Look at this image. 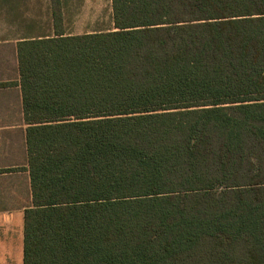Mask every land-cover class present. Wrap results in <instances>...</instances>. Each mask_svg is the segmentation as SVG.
<instances>
[{"label": "trees", "instance_id": "obj_1", "mask_svg": "<svg viewBox=\"0 0 264 264\" xmlns=\"http://www.w3.org/2000/svg\"><path fill=\"white\" fill-rule=\"evenodd\" d=\"M17 44L23 264H264V0H111Z\"/></svg>", "mask_w": 264, "mask_h": 264}, {"label": "crops", "instance_id": "obj_2", "mask_svg": "<svg viewBox=\"0 0 264 264\" xmlns=\"http://www.w3.org/2000/svg\"><path fill=\"white\" fill-rule=\"evenodd\" d=\"M24 4L21 0H4L3 9L15 13ZM7 27L0 24L3 32ZM19 40L0 34V264H23L24 215L32 205L26 143L28 123L22 92L16 85L20 80Z\"/></svg>", "mask_w": 264, "mask_h": 264}, {"label": "rangeland", "instance_id": "obj_3", "mask_svg": "<svg viewBox=\"0 0 264 264\" xmlns=\"http://www.w3.org/2000/svg\"><path fill=\"white\" fill-rule=\"evenodd\" d=\"M20 2V0H17ZM24 7L16 9L15 13H8L3 9L4 0H0V24L8 27L5 32L0 28V34L12 38H20L28 31V25L35 29H42L51 33L52 22L50 14V0H21ZM65 13V27L74 34L108 30L113 27L111 0H63ZM19 4V3H18ZM25 10V11H23Z\"/></svg>", "mask_w": 264, "mask_h": 264}]
</instances>
